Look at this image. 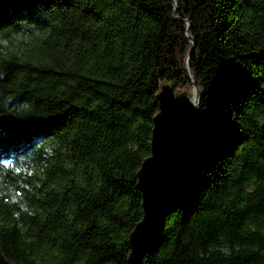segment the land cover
I'll return each mask as SVG.
<instances>
[{"label":"trees","instance_id":"obj_1","mask_svg":"<svg viewBox=\"0 0 264 264\" xmlns=\"http://www.w3.org/2000/svg\"><path fill=\"white\" fill-rule=\"evenodd\" d=\"M187 68L200 142L140 264H264V105L234 71L264 81V0H0V264H127Z\"/></svg>","mask_w":264,"mask_h":264},{"label":"water","instance_id":"obj_2","mask_svg":"<svg viewBox=\"0 0 264 264\" xmlns=\"http://www.w3.org/2000/svg\"><path fill=\"white\" fill-rule=\"evenodd\" d=\"M187 25L189 27L188 23ZM192 50L193 48L186 65ZM186 73L193 87L191 95L186 91L175 92L172 87L162 85L156 96L158 112L153 118L150 156L142 162L136 174L143 216L128 236L130 252L127 264H140L141 259L155 245L157 230L178 190L186 162L195 153L200 142L201 94L188 68ZM149 159L151 160L148 161Z\"/></svg>","mask_w":264,"mask_h":264},{"label":"snow or ice","instance_id":"obj_3","mask_svg":"<svg viewBox=\"0 0 264 264\" xmlns=\"http://www.w3.org/2000/svg\"><path fill=\"white\" fill-rule=\"evenodd\" d=\"M236 76L243 82L245 85L243 92L241 93L240 96V113H243L244 107L248 105V102H251L252 104H258V105H264V90H259V94L257 95V99L253 100L252 97L253 95L257 94L258 90V85L261 82L264 81H257L255 84H253L242 71L239 70H234ZM228 123L230 124L233 133H237L239 131H242V122L240 120H235L232 121L231 118L228 119ZM0 157H2V152H0ZM2 158H7V157H2ZM149 159L148 161H150ZM145 165V164H144ZM144 167V166H143Z\"/></svg>","mask_w":264,"mask_h":264},{"label":"rangeland","instance_id":"obj_4","mask_svg":"<svg viewBox=\"0 0 264 264\" xmlns=\"http://www.w3.org/2000/svg\"><path fill=\"white\" fill-rule=\"evenodd\" d=\"M176 92V91H175ZM192 93V92H191ZM191 95V94H190Z\"/></svg>","mask_w":264,"mask_h":264}]
</instances>
